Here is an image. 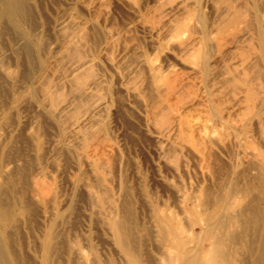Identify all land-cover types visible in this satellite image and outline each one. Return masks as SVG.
I'll return each instance as SVG.
<instances>
[{
	"label": "rangeland",
	"instance_id": "obj_1",
	"mask_svg": "<svg viewBox=\"0 0 264 264\" xmlns=\"http://www.w3.org/2000/svg\"><path fill=\"white\" fill-rule=\"evenodd\" d=\"M27 2L30 20L20 28L38 57L13 31L0 38V201L12 211L0 217V243L13 262L42 264L50 230L60 242L52 264H122L110 224L126 209L136 223L158 206L183 213L194 193L216 191L234 171L246 180L250 158L262 162L263 80L240 61L257 44L239 38L241 18L222 24L232 13L220 0ZM232 3L264 24L262 0ZM202 25L218 43L206 79L195 59L210 50ZM240 161L245 169L230 167Z\"/></svg>",
	"mask_w": 264,
	"mask_h": 264
},
{
	"label": "bare ground",
	"instance_id": "obj_2",
	"mask_svg": "<svg viewBox=\"0 0 264 264\" xmlns=\"http://www.w3.org/2000/svg\"><path fill=\"white\" fill-rule=\"evenodd\" d=\"M220 1L223 4V6H225V8H226V9H224V11L227 13H228V11L229 12L231 11V13H232L231 18H227L225 20L223 19L224 22L222 24H224L226 22L231 23V21H232L231 26H233V24L237 23L238 17L241 18L242 22L244 23V27L242 29H240V31H239L240 32L239 38L243 39V41L254 40L256 42V44H257L256 51L257 52L254 54L251 53V55L248 58L242 57V59H240V61H241L242 65L247 64L250 67L252 66L255 68L254 71L256 74H258L257 76L263 80V86H264V44L262 42L263 38H264L263 37L264 36V24L260 21V19L257 18L256 19V20H258L257 23H255L253 25V22H251V21H249V19H247V13H246V10H244L245 7H243L242 10H236L235 9L236 7L232 3V0H220ZM263 3H264V0H262V4ZM28 7H29V5H28L27 0H0V38L2 37L1 34L4 35V33H5L4 31L6 29L13 31L16 34L19 41L22 43L21 47L23 49H25L26 52L29 53L28 54L29 56L31 55L33 57V56H35V54H34V48H35L34 44L35 43H34L33 39L26 33V31L24 32V30L22 28H20L21 27L20 24L22 22L30 20L31 13H30V10ZM222 8L223 7H221V9ZM212 9H214V8H212ZM220 14H221V12H220ZM197 15H196V17H197ZM201 20H202V18H201ZM196 23H198V22L196 21ZM192 25H193V23L190 26H192ZM204 25H205V23H204ZM204 25H202V27L200 26L201 27V33H202V40H207V44H208L210 50L206 51L204 56H202L201 53L196 54L195 59L197 60L196 62L199 64L200 72L202 73L203 77L206 79L211 74L209 72V66H210L209 61L212 58L211 57L212 51H213L212 49H215V47L213 48V45L215 42L216 46H218V43H217L216 38L214 36L210 35V33L208 34ZM183 27H185V26H183ZM185 28H188V26H186ZM214 30H216V28ZM2 32H4V33H2ZM237 33L235 34V32L230 31V34L233 35V37H232L233 42L232 43H234L235 41L237 42V36H238ZM225 37H224L225 41H228V38H227L228 35ZM234 37H236L235 40H234ZM229 41H230V39H229ZM249 49H252V48H249ZM35 51H36V49H35ZM237 61H238V59H237ZM232 64H234V63H232ZM237 65L239 66L240 64L238 63ZM210 68H211V66H210ZM213 68H216V67H213ZM232 68L233 67H231V69ZM234 68H235V66H234ZM220 70H222V69H220ZM227 72L228 71L223 70V72L221 73V76L223 74H226ZM198 74H199V72H198ZM218 74H220V73H218ZM238 76H239V74H238ZM258 77H257V79H258ZM204 78H203V80H204ZM217 78L219 79V77H217ZM230 79H232V78H230ZM230 79L225 78V80H223V81H225L227 84V82L230 83V81H229ZM94 80L95 79H93V81L90 82L91 85L96 83V80L95 81ZM181 80H180V82H181ZM242 80H244V79H242ZM219 81L221 83L223 82V81H221V79ZM177 83H179V82H177ZM171 84H172V82H171ZM180 84L182 85V83H180ZM204 84H206L205 80H204ZM169 85H168V87H169ZM253 88H255V87H253ZM253 88L251 87L252 90H253ZM230 89H232V88H230ZM216 90H218V89H216ZM216 90H214V91H216ZM190 91H191V89H190ZM250 92H251V90H250ZM154 97H156V96H154ZM256 99H258V98H256ZM186 100H190V99H186ZM174 105L175 104H173V106ZM214 106H215V104H214ZM258 107H260V108H259L257 114H259L260 112H262L264 110V96L260 98V103H259ZM163 108H166V107H163ZM206 110H208V109H206ZM211 111H213V112H211V114H210V120H215L217 118V114L215 113L214 110H211ZM217 112H218V109H217ZM167 113H169V112H166L165 110H163L162 115L165 114L164 118H166V117L168 118ZM254 113H256V112H254ZM160 118H162V117L160 116ZM256 118H258V120L261 122V119H259V117L256 116ZM222 119H223V117H222ZM171 120L173 121V119H171ZM218 122H220V121L217 120V123ZM206 125L208 126V124H206ZM163 126H165V125H162V127ZM225 126H227V125H225ZM164 133H166V132H164ZM219 134H220V132H219ZM230 134H232L231 131H230ZM214 136L216 137V135H214ZM215 137H213L212 139H214ZM219 137H220V135H219ZM231 137L233 138V136H231ZM223 139H224V137H223ZM261 139H262V137H261ZM188 140H189V138H188ZM216 140L219 141V139L215 138L214 143L216 142ZM226 140H227V142H229L228 139H225V142H226ZM179 141H181V139ZM181 142H182L181 144L185 143L183 139ZM223 142H224V140H223ZM205 143H207V142H205ZM218 143L215 144L216 147L220 146V144H218ZM179 144H180V142H179ZM179 144H177V145H179ZM242 145H243V143H242ZM218 149L220 150V147ZM213 150H214V152H218L214 148H213ZM222 150H223V148H222ZM252 150L255 151V149H252ZM250 151L251 150H249L248 153ZM214 152H212V153H214ZM239 153L240 152H238V154ZM253 153H255V152H252V154ZM253 155L255 156L257 154H253ZM250 159H251L250 160L251 163H253V165L252 166L250 165V167L252 169H254V171L252 170L253 173H251V176H248L245 180L239 174V172H241V170L239 172H237V171L232 172L231 175L222 179V181L217 182L216 191H213V190L205 191V190H203L202 192L199 191V192L194 193L193 194L194 200L191 201L192 207L190 206V208H187L185 205L186 208H185L183 213L182 212L181 213H179V212L173 213V212H171L172 210L169 211L168 209H164L162 206H158L157 210H153L152 215H150V217H149L150 220L148 219L147 223L146 222L145 223H143V222L136 223V221H134L132 218V214L130 213L131 208L128 210L126 209L127 212L122 216L123 219H121V220H115L114 219L113 223L110 224V226H111L110 230L112 233V237L114 238V242L117 246L122 264H264V170H262V167L264 164L263 163L264 159H262V162L261 161L260 162L259 161L253 162L252 158H250ZM241 162L242 161H240V163L237 164L236 166L233 164L230 165V163H229V165H230V167L232 166V168H236V167L241 168L245 164V163L243 164V162L242 163ZM251 163H249V164H251ZM245 165L243 167L244 169H245V167H247ZM233 166H235V167H233ZM248 167H249V165H248ZM243 168H241V169H243ZM247 169H249V168H247ZM212 180H214V179L212 178ZM42 183H43V181H42ZM213 183H214V181H213ZM176 193H177L176 194L177 197L181 196L179 192H176ZM244 200H246L245 204H243ZM178 201H179V198H178ZM2 202H3V200H2ZM197 207H200V211H198L197 216H195L193 214H194V210ZM117 210H118V208H117ZM124 211L125 210H123V212ZM11 214H12V211L9 208H7L6 205L4 206V204L1 203V201H0V217H5L7 215L9 216ZM191 214L194 217L191 218L190 217ZM184 217L185 218L187 217V219H185ZM187 221H189V222H187ZM185 222L188 224H186ZM7 224H8V221L5 220L3 222V225H4L3 229L7 230V228H8ZM38 225H40V224H38ZM6 230H4V231H6ZM44 234H45V232H44ZM0 236H1V234H0ZM63 237H65V236H63ZM3 239H4V237H3ZM52 239H54V237L52 236V232L49 230L47 232V236L43 242V247H42L43 262H42V264H52V262H53V259H52L53 256L52 255L56 251V243L59 241H55V243H53L54 241L52 242ZM0 242L2 243V240H0ZM4 242L6 243V241H4ZM1 243H0V264H16L15 262H13V260L11 258H9L8 251L2 247ZM63 246H64V244H63ZM60 247H61V245H60ZM62 249H64V248H62ZM66 250H68V249L66 248ZM58 254H60V253L58 252ZM24 255H25V253H24ZM118 263H119V261H118Z\"/></svg>",
	"mask_w": 264,
	"mask_h": 264
}]
</instances>
